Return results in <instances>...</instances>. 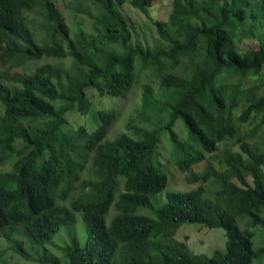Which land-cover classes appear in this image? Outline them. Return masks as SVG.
I'll return each instance as SVG.
<instances>
[{"label": "trees", "instance_id": "trees-1", "mask_svg": "<svg viewBox=\"0 0 264 264\" xmlns=\"http://www.w3.org/2000/svg\"><path fill=\"white\" fill-rule=\"evenodd\" d=\"M155 1L71 0L87 21L70 25L56 0H0V264H264L238 223L264 228V0H171L147 30L124 9ZM139 84L110 137L118 110L87 90L100 105ZM72 111L95 127L68 131ZM169 162L197 185L156 201ZM183 223L222 227L225 248L195 253Z\"/></svg>", "mask_w": 264, "mask_h": 264}, {"label": "rangeland", "instance_id": "rangeland-1", "mask_svg": "<svg viewBox=\"0 0 264 264\" xmlns=\"http://www.w3.org/2000/svg\"><path fill=\"white\" fill-rule=\"evenodd\" d=\"M60 6V9L65 14V17L67 19V22L70 25H74L75 22L80 21L84 22L87 21L86 17L83 15H80L79 17H75L72 13L70 2L71 0H56ZM124 9L126 10L127 14L134 17L140 25L143 27V29L147 30L148 27V20H166L168 18V14L171 10V0H156L154 2V5L151 6L148 9V15L144 14L138 9H135L134 7L127 5L124 6ZM142 32V31H141ZM142 39L143 43V37H139ZM242 46L245 47L248 50L255 49L258 47V43L254 40H248L245 39L244 42H242ZM46 61H53L50 59H43L39 61V64H43ZM34 68V66H31ZM32 70L31 68H25L20 69L19 72L23 73L25 71ZM262 79H264V71L262 73ZM143 86L141 84L137 85V87L133 90V92L128 95L126 98L118 99L116 97L112 96H105L101 97L100 101L101 104L98 103V96L99 94L97 91L93 88H90L87 90V93L89 96H91L93 99H95L94 104V110L97 109V106L103 107L104 105L107 106H113L118 110V117L116 121L112 124V128L110 130V137H114L118 134V132L122 131L126 127V122L130 118H135L137 113L136 111L140 108L141 105V94H142ZM105 108V107H103ZM66 117L70 121V124L68 125V131L72 129V127H77L80 124H85L88 129H91V127H95L96 122L94 119H92L91 114L81 115L77 111H72L66 114ZM177 127L181 132V135L185 136L186 130L183 127L180 120H177ZM258 144L262 145L264 147V142L262 144L263 138L261 136L258 137ZM161 146L162 152L164 155H169L170 149L172 145L170 144L168 134L166 132L161 133ZM235 149H237V146H234ZM221 156V150L217 152V155L211 157L215 163H217L218 158ZM206 164V160L198 163L195 166V169L200 171L204 168ZM12 166L11 162H7L5 165L0 166V171H7L10 170ZM170 170L168 171L170 174V186L166 189H164L161 194L157 197V200H164L165 194L170 191H187L191 188H194L197 184L189 183L186 179L185 173H180L176 171V169L173 167L171 162H169ZM251 181V180H250ZM198 183V182H196ZM248 218L240 217L238 219L239 226L242 229L249 228L253 231L254 234V246L256 248L264 245V228L261 226H251L248 227L246 222ZM175 238L181 241H185L187 245L190 247L191 250H193L195 253L198 254H207L211 255L213 253V250L215 249H221L223 250L225 248L226 243V235L225 230L222 227H207L200 223H183L181 224L175 234ZM258 259V258H257ZM253 261V264H256V260ZM260 261H264V256L261 257ZM259 261V263H260ZM261 264V263H260Z\"/></svg>", "mask_w": 264, "mask_h": 264}]
</instances>
